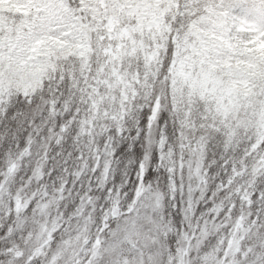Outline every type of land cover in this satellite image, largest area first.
Masks as SVG:
<instances>
[{"label":"snow or ice","instance_id":"6c2138e0","mask_svg":"<svg viewBox=\"0 0 264 264\" xmlns=\"http://www.w3.org/2000/svg\"><path fill=\"white\" fill-rule=\"evenodd\" d=\"M0 264H264V0H0Z\"/></svg>","mask_w":264,"mask_h":264}]
</instances>
